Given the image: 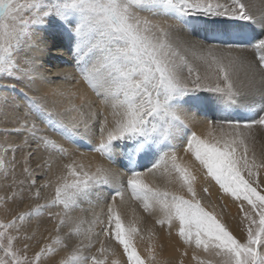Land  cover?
<instances>
[{
  "label": "snow or ice",
  "instance_id": "obj_1",
  "mask_svg": "<svg viewBox=\"0 0 264 264\" xmlns=\"http://www.w3.org/2000/svg\"><path fill=\"white\" fill-rule=\"evenodd\" d=\"M0 189V264H264V0H0Z\"/></svg>",
  "mask_w": 264,
  "mask_h": 264
},
{
  "label": "bare ground",
  "instance_id": "obj_2",
  "mask_svg": "<svg viewBox=\"0 0 264 264\" xmlns=\"http://www.w3.org/2000/svg\"><path fill=\"white\" fill-rule=\"evenodd\" d=\"M66 42H63L59 39L56 40L57 47L53 48L51 56L48 57V60L50 63H48L46 66L49 68H52L55 70L57 67L59 68H67L70 69L71 65L64 63V61H68L71 59V56L69 52L67 51V48L64 46ZM59 48V49H58ZM212 192V200L216 199L217 196V190L215 187L211 188ZM207 202V201H206ZM138 210V209H137ZM231 213L234 215L235 214V208H232ZM129 213L131 215V209L129 210ZM4 217V216H3ZM147 239V237H146ZM173 241H175V237L172 238ZM161 240L164 243L165 247L161 252V257L162 258H170V259H178V254L174 251V249L171 247L170 242L168 241V238L166 235L161 232ZM137 244L139 248L142 250L144 247V244L141 243L139 240L137 241ZM202 258H207L204 256L203 253H201ZM184 264H196L194 260L191 258V251L189 252L188 257L184 258Z\"/></svg>",
  "mask_w": 264,
  "mask_h": 264
},
{
  "label": "rangeland",
  "instance_id": "obj_3",
  "mask_svg": "<svg viewBox=\"0 0 264 264\" xmlns=\"http://www.w3.org/2000/svg\"><path fill=\"white\" fill-rule=\"evenodd\" d=\"M2 195H4V190L0 189V196H2ZM10 215H11V213L6 212L4 206L0 205V218H8V217H10ZM228 223H229L231 229L233 230L234 234L239 235V229L237 228V221H234V220L229 218Z\"/></svg>",
  "mask_w": 264,
  "mask_h": 264
}]
</instances>
